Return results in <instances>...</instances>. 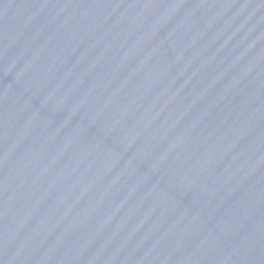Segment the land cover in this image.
Masks as SVG:
<instances>
[{
  "label": "water",
  "instance_id": "95a60500",
  "mask_svg": "<svg viewBox=\"0 0 264 264\" xmlns=\"http://www.w3.org/2000/svg\"><path fill=\"white\" fill-rule=\"evenodd\" d=\"M0 264H264V0H0Z\"/></svg>",
  "mask_w": 264,
  "mask_h": 264
}]
</instances>
